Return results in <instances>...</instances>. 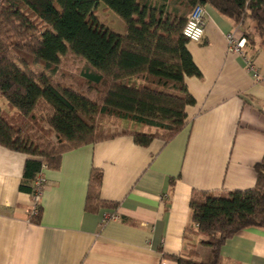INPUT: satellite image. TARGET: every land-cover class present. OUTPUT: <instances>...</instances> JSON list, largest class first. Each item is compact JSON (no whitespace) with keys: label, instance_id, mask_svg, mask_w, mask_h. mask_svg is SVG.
<instances>
[{"label":"trees","instance_id":"trees-1","mask_svg":"<svg viewBox=\"0 0 264 264\" xmlns=\"http://www.w3.org/2000/svg\"><path fill=\"white\" fill-rule=\"evenodd\" d=\"M207 3L243 29L246 46L264 50V0H0V98L13 109L6 116L0 109V147L30 157L19 191L31 195L42 167L58 168L66 152L117 135L141 147L155 139L165 144L181 131L185 108L195 103L185 78L200 76L182 29L193 8ZM99 5L123 21V35L97 23ZM71 58L82 68L77 83L66 84ZM97 117L134 129L103 135ZM255 170L252 189L192 194L187 248L172 257L177 264H221L225 242L246 229L264 230V158ZM101 181L92 170L88 213L117 207L100 199ZM40 214L39 206L31 218ZM195 239L210 250L207 261L195 258Z\"/></svg>","mask_w":264,"mask_h":264},{"label":"crops","instance_id":"crops-1","mask_svg":"<svg viewBox=\"0 0 264 264\" xmlns=\"http://www.w3.org/2000/svg\"><path fill=\"white\" fill-rule=\"evenodd\" d=\"M203 7L204 36L187 44L200 72L184 81L195 103L168 143L141 147L117 135L64 153L58 168L43 170L49 185L38 221L29 215L31 195L19 191L30 157L0 147V264H177L172 257L187 248L192 194L255 186L264 158V81L228 52L227 35L243 36V29ZM112 29L124 34L119 25ZM244 52L264 75V50L245 45ZM92 170L102 175L100 199L116 208L85 211ZM110 215L117 218L105 220ZM196 251L197 260L210 258L207 247ZM220 256L221 264H264V230L239 232Z\"/></svg>","mask_w":264,"mask_h":264},{"label":"built area","instance_id":"built-area-1","mask_svg":"<svg viewBox=\"0 0 264 264\" xmlns=\"http://www.w3.org/2000/svg\"><path fill=\"white\" fill-rule=\"evenodd\" d=\"M205 29V10L203 6H196L193 8L191 13L188 16V19L183 26L182 35L189 42L192 43H200L204 36ZM228 44V52L235 54L241 57L247 66V69L253 73V77L255 80L264 81V75L258 74L255 70V66L251 59L245 54L244 47L246 45L245 38L243 36H236L234 33L227 35L226 37ZM46 167L43 166L41 172L36 177L33 188H32V208L29 211L30 216H36L38 213V208L40 206V200L44 189L49 185L44 177L43 170ZM115 215L105 216V220L108 219H116ZM104 220V221H105Z\"/></svg>","mask_w":264,"mask_h":264},{"label":"rangeland","instance_id":"rangeland-1","mask_svg":"<svg viewBox=\"0 0 264 264\" xmlns=\"http://www.w3.org/2000/svg\"><path fill=\"white\" fill-rule=\"evenodd\" d=\"M94 18L98 24L103 25L107 29H112V28L117 29L118 25L124 28L123 21L117 15H115L112 11L107 10L103 5H99L96 8L95 13H94ZM249 24L250 23H247V26H250ZM249 30H251V26ZM12 38L17 39V35L12 34ZM69 64L70 65H68V72H70L69 73L70 75H73V78L66 79V84H75V82L79 79L78 75L82 68V62L71 58L69 60ZM75 79L77 80L75 81ZM0 109L3 112V115L5 116L11 115V113L13 112V109L9 105H7V103L1 98H0ZM96 123L99 127L100 132L103 135L119 134L125 131L130 132V131H133L134 129V125L131 122L119 121L115 118L97 117ZM41 126L44 128L45 131L48 130L46 125L42 124ZM50 139L54 142L53 136H51ZM198 245L199 244L197 243V239H195L193 242L192 249H194L196 259L198 257V254L196 251Z\"/></svg>","mask_w":264,"mask_h":264}]
</instances>
